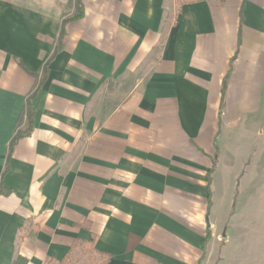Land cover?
Instances as JSON below:
<instances>
[{"label":"crops","instance_id":"crops-1","mask_svg":"<svg viewBox=\"0 0 264 264\" xmlns=\"http://www.w3.org/2000/svg\"><path fill=\"white\" fill-rule=\"evenodd\" d=\"M83 8L3 176L72 10L0 0V264H264V0Z\"/></svg>","mask_w":264,"mask_h":264},{"label":"trees","instance_id":"trees-1","mask_svg":"<svg viewBox=\"0 0 264 264\" xmlns=\"http://www.w3.org/2000/svg\"><path fill=\"white\" fill-rule=\"evenodd\" d=\"M67 1H68V8L71 9L72 12H71V14H68V15L65 14L62 17L61 22H60V26H59V30H58V41H57V43H56V45L52 51L51 56L49 57L48 61L45 63V65L43 67L41 81H40L39 85L33 90V92L26 99V105H25L24 111H23V113L20 116V119L18 121V128L24 122L25 123V130L24 131L18 130L16 132V134L14 135V137L12 138V140L8 146V152H7V156H6V163H5L3 176L8 171L11 151H12L14 145L16 144V142L19 139L29 136L33 130L35 110H34L31 103H32V100L37 95V93L41 87V83L46 78L48 66L50 65V63L52 62L54 57L62 50L61 41H62L64 34H65V26L69 23H73V22L81 20L84 16L83 0H67ZM198 1H201V0H176L178 5L190 4V3H195ZM224 88H225V82L223 85V89ZM2 193H4V191H3V188L0 187V194H2Z\"/></svg>","mask_w":264,"mask_h":264}]
</instances>
